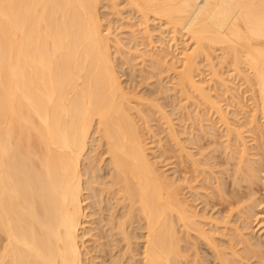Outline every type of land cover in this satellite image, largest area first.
<instances>
[{"label":"bare ground","instance_id":"bare-ground-1","mask_svg":"<svg viewBox=\"0 0 264 264\" xmlns=\"http://www.w3.org/2000/svg\"><path fill=\"white\" fill-rule=\"evenodd\" d=\"M103 3L114 18H124L123 8L128 16L134 15L139 22L136 32L148 42L150 23L170 35L171 42L177 35L187 40L183 48L179 41L173 44L177 53L178 46L182 50L178 62L168 66L174 71V90L188 100L197 98V108L203 105L219 116L226 132L235 134L239 143L237 174L246 168L242 174L254 183L263 173L264 188V0H0V264H88L87 235L101 255L110 250V264L261 262L262 244L252 243L242 232L248 229V215L241 218L243 228L234 224L238 242L220 246L184 198L187 181L183 179L182 186L151 160L144 138L149 129L147 113L154 110L167 121L168 116L157 101L144 103L146 113L142 98L138 103L143 108L132 103L134 97L122 86L115 55L127 51L108 29L113 18L110 24L102 18L107 27L101 19ZM160 55L149 56L152 68L169 64ZM203 61L210 73L207 84L201 80ZM225 68L232 72L227 73L229 79L223 78ZM230 78L239 79L250 93V132L263 164L258 171L242 167L250 162L243 132L230 128L227 113L209 94L214 83L226 93L231 91ZM166 125L172 140L180 141L169 121ZM179 143V152H185ZM220 188L215 190L219 194ZM229 215L223 216L227 222ZM202 218L209 224L212 220ZM213 220L221 227L227 224ZM88 223L95 228L86 230Z\"/></svg>","mask_w":264,"mask_h":264},{"label":"rangeland","instance_id":"rangeland-1","mask_svg":"<svg viewBox=\"0 0 264 264\" xmlns=\"http://www.w3.org/2000/svg\"><path fill=\"white\" fill-rule=\"evenodd\" d=\"M102 5L106 6V4H104V3ZM120 5H124V4L120 2ZM106 7H103L102 9L100 8V12H101L100 15H102L101 19L103 18L106 21L108 20L107 22L109 23V20H111L113 18L112 19L113 21L112 22L110 21V23H112L111 27H109L108 29L111 28L112 31L110 30V32L112 33V35L117 36L116 39L122 40L121 44L125 45V47L123 46L124 48L122 49V51L128 52V50H125V48H128L129 50H131V52L130 51L128 53L126 52V55L125 54L122 56L120 55V57H119V55H115V57H116L115 63H116L117 68H118L117 72H118V75L120 77V81L122 82V86L126 89V91L128 90L127 93L129 92V94H131V96L134 97L135 100L132 99L131 100L132 103L140 104V107H142V108H143V106H141V103H138V102H140L138 100H140L141 98H142L141 100H143L142 104L146 108L148 106V105L145 106L147 104V102H150V103L152 102V104H153V103H156V101H157V103L161 106L160 108L162 110H164L163 112L167 113L168 121H169L171 127L174 128L173 131L176 135L175 137L178 138V139L176 138V140L177 141L180 140V141H178V142H180L179 144L182 143V146L181 145L180 146L184 147V149H185V152L180 153L179 152L180 147L178 146V142H176L175 140H172V138L168 135L169 131H167L168 130L167 128H169V126L166 125V123L168 121L165 119L162 120V118L159 116V114H157L156 112H153L154 110L150 109V111H149L150 113L148 114L146 112V110H148V108L147 109L144 108V111L147 113V120H148L147 125H149L148 126L149 129H146V131H147L146 135L147 136L145 135L144 138L147 137L146 142L149 143L147 147H148V149H149V147L151 149V150L149 149L150 151H148V153L150 152L149 155L151 157V160H153L154 163H156V165H155L156 168H158L161 172H165V174L167 176L173 177L172 179H175L178 182L181 181V183H180L181 185H182L183 179L187 181V184L185 183L186 185L185 184L182 185V186L185 185L184 189H183L184 191L182 190V194H184L183 195L184 198L187 199V201L189 202L188 204H190L189 206L190 207L192 206L191 208L195 211V213L197 212L198 216L201 217L200 220L203 222H201L200 220L199 221L202 224L203 223L205 224V225L203 224L204 225L203 227L206 228V230L210 234H212V236L216 235V236H214L215 240L217 241V243L220 246L222 244L224 246H227L228 245L227 243H229V241H231L232 243L238 242V239H240V238L237 236L238 234L234 229L236 228V226L239 228L242 227L241 225L243 223H241L242 222L241 218L245 217V219H247V215H248V222H245V225L248 224V226L246 225L248 227V229H245L242 232H244V234L247 235L246 238L252 239V241H251L252 243L259 241L263 246V250L261 249L262 253H263L264 252V233L262 232V229H263L262 226H264V223H262V219L264 217V210H263L264 209V188L262 185L263 182L260 180L261 177L263 176V173L261 174L259 172L258 175H256V176H259V181H258V179H257L258 177H257L256 178L257 181H255L254 183H251L252 181L251 182L247 181L248 176L246 175L247 176L246 177L244 174L246 168H242V170L243 169L244 170L243 171L240 170V173L238 175L237 174L238 172L236 171L237 166H238V164H237L238 163V153L237 152H239L240 148H238L239 143H237V140H235L236 135L235 134L229 135L226 132V129L228 127H226V126L224 127V125H222L223 122L220 121L219 116L217 114H215V112L213 110L211 111V109H209V108L206 109V107L203 105H202V107H200V109L197 108L196 105L198 104L197 102L199 101V100L197 101V98L195 99L196 102L193 98L192 99L190 98L188 100V99H186L187 97H184L185 95H183V97H182V94H179L180 93L179 90H177V91L174 90L175 89L174 85L176 82V81L174 82V80H175L174 76L175 75H174L173 70L172 71L169 70L170 68L168 66H171L170 64H172V61L178 62L180 52L182 51V50H180L179 47L181 46V48H183L185 46L184 42H187V40L184 38V40H185L184 41L179 35H177L176 36L177 39L175 41L171 42L170 41V38H171L170 35L168 36L167 34L162 33L161 32L162 30H161V28H159L158 25H156L157 27H155V23H153V24L150 23L151 28L149 27V29L152 32L151 33L152 38L149 36L151 39L148 42L149 38L146 39V38H144L143 34L137 33L138 31L136 32L135 29L137 27L135 24L139 25L138 24L139 22L134 15L132 16V14H131L128 16V14H130V13L127 10H125V11H127L125 13V11H123V9H125V8H123L121 6L120 9L123 8L121 10L122 11L121 13H123L122 16H124L125 19L123 17L122 18H119V17L114 18L115 16H114V13L112 12V9L111 8H110L111 10L108 9L109 6L107 8ZM111 12H112V15H111ZM125 14H127V18H126ZM105 20H103L104 24L106 23ZM108 23H106L107 25L105 24L106 27L108 26ZM133 23H134V25H133ZM126 24H127V26H126ZM130 24L133 25L134 28H133V26L131 27ZM105 25H104V27H105ZM126 27H128L130 30ZM115 29H117V30H115ZM141 29H142V27L140 29H137V30H141ZM130 32L133 35L136 34V35H134L136 37V40H135V37H133V35ZM161 35H162V37H161ZM132 37L134 40L132 39ZM160 37H161V39H160ZM178 37H180L181 40H183V44H182V41L180 40V38H178ZM162 39H165V41ZM176 41L177 42L179 41L178 43L180 46H178V48H177L179 53H177L175 50V48H176L175 46L177 44H175V46H173L174 43H177ZM180 41H181V43H180ZM169 46H171V47H169ZM188 46H190L189 43H188ZM161 47H163V50ZM159 50L160 51L162 50L161 53L164 52L165 54L163 56H161L162 55L161 53L158 54V52H160ZM218 52L216 51V53L220 56V54H219L220 52L219 53ZM216 53H214L215 56L217 55ZM157 54L158 55L161 54L159 57L160 59L162 57L166 56L165 58H167L166 59L167 61L166 60L165 61L169 64L162 66L161 65L163 63L162 62L158 67L156 66L157 69H155V67L152 68V64L150 62L149 56L154 55V57L156 59V58H158ZM140 55H142L143 57H141ZM215 60H214V62H216ZM204 62L205 61L200 63L201 66L203 65V70L205 69L204 72H201V70H200V72L203 73V74H201V73L200 74L202 75V77H204L201 80H204L206 82V79L208 81V78L210 77V75H209L210 73L207 71L208 69L204 68V67H207V64H205ZM166 67H168L167 70H169V71L165 70ZM175 67H178V64H175ZM226 70H228V68L223 69V72H224L223 78L226 77V79H229V75L232 72L230 71L228 73V71H226ZM227 76H228V78H227ZM200 77L201 76L199 75V80H200ZM197 78H198V76H197ZM197 78H195V79L198 81ZM228 81H230L229 83H231V81H232V84L230 86L232 88V89H230L231 91H227L228 93H226L225 89H222V87H221L222 85L220 83H217V84L214 83V85H217V86H214L213 84H211L209 86L210 90H211V91L209 90L210 91L209 94H211L210 96L213 97L214 101H218L219 105L222 108V111H224L223 112L224 115L227 113L226 114L227 116L226 115L225 116L227 117L228 124H229L230 128H232V127H234V129L238 128L239 129V130L237 129L238 132L240 131L241 133L242 132L244 133V134L242 133L240 136H242L241 137L242 139H245L246 147L248 149L250 148L249 149L250 152L247 151V152H249L248 153L249 156L247 157V159L250 160L251 163L250 162L249 163L251 166L249 165V163L246 162V166H242V167L248 168V166H249V168H251V167L255 168V169L257 168L256 170L258 171L262 168L261 166L263 164H262V161L260 160L259 151H257V150L255 151L256 142L254 140H252L253 136H252V132H250V129L252 127V125L249 124L251 121L250 110H252V108H253L252 100H250L251 99L250 93L246 92V88H245L244 83L241 82L239 79H237V81H236V80H233L230 78V80H228ZM233 81H234V84H233ZM206 84H207V82H206ZM206 84H205V86H207ZM232 85H235V87H233ZM236 88H237V91H236ZM234 89H235V91L232 92V90H234ZM132 94H134V95H132ZM216 95H218V97ZM234 95L237 98L236 99L234 98V100H232ZM135 97H137V98H135ZM143 97H144V99L146 98V100H144ZM239 97H240V99H239ZM236 100H238L242 106ZM144 103H146V104H144ZM194 107H196L197 109ZM201 109H202V111H201ZM196 111H198L199 115H197ZM173 112H174V114H173ZM159 118H161V119H159ZM257 122H260V121H258V119H257ZM163 123H165V124L163 125ZM258 126H260V125H258ZM247 131H249V132H247ZM227 135H229L228 137H230V138H228ZM94 139H96L95 136H93L92 141ZM158 140H161L160 141L161 143H159ZM226 141H228V142H226ZM96 142H97V140H96ZM96 142L95 143L93 142L92 145L90 144L91 149H90V147H89V149L91 151L96 146ZM160 145L162 146V148ZM227 145L229 147H227ZM99 153L101 154V151H99ZM151 153H153V154H151ZM100 154H99L98 158L100 157ZM179 154H181V155H179ZM185 154L191 155L192 156L191 159H193L196 162L197 166L196 165L193 166V164L191 162L193 160L190 161V159H188L185 156ZM102 158H103V161L105 160V163H107V161H108L107 157L104 156ZM97 160H100V158ZM254 161H256V162H254ZM241 171L244 173L242 174ZM236 174H237V176H236ZM245 177L247 180L245 179ZM216 181H220V182L218 183ZM235 181L236 182L240 181V183L238 182L239 185L237 183H235ZM247 182H250L252 184V187H249L250 183H247ZM183 183H184V181H183ZM216 183H217V185L219 184L218 188L221 187L220 190L223 191V193H221L222 194L221 198H223V200L220 199L221 194H219L217 192L218 188H217ZM220 184L222 186H220ZM187 187H189V189L190 188L191 189L189 190ZM250 188H251V190H250ZM215 190H217V191H215ZM225 191H226V193H225ZM210 194H212V195H210ZM196 195L198 198L196 197ZM250 197H252L253 199H251ZM224 199L226 201H224ZM222 201L224 203H226V202L232 203L233 202L232 205H234V206L230 207L227 205V203L224 204ZM249 201H251V202H249ZM234 202H236V203H234ZM248 203H249V205H248ZM250 203H251V205H250ZM256 203H257V205H256ZM226 206L230 207L229 208L230 211L228 210V208H226ZM249 207L250 208L252 207V208L250 209ZM224 208H226L227 212L229 211V213H225ZM231 210L233 211V213L231 212ZM237 211L240 212V215ZM230 212L232 214H230ZM245 212H246V214H244ZM248 212H250V213H248ZM200 213H201V215H200ZM225 214H226V216H227V214L232 215L231 217L229 215L230 219L228 220V222H231V221L232 222L228 226H227V224H228L227 220L224 219L226 217ZM203 216H206L207 218L210 217L209 218L210 220L212 218V220L215 219V220L221 221V222H224L223 220H226L225 222H227V224L225 225L224 224L225 222H224L223 223L224 225L221 227V224H219V223H217L218 225L214 224L216 222L215 220H213L215 222H212V220H211V222L209 224V221H207L208 219L204 220V218H202ZM223 216H224V218H223ZM221 217H222V219L219 220V218H221ZM213 225H217V226L213 227ZM85 226H86L85 227L86 230L95 228L94 227L95 225L91 226L89 223L85 224ZM243 226H244V224H243ZM263 231H264V229H263ZM94 232L95 231L91 232L90 235H94ZM226 232H227V234H226ZM96 234H97V231H96L95 235ZM87 236L84 239V242L86 244V248L88 249V250H86V255H85V257H86L85 260L88 259L86 262H88V264H102V263L103 264L104 263L110 264V260H111V258H110L111 254L109 253L110 250L106 249L105 252L106 251L107 252L106 253L104 252V254L101 255L98 251H96V250H98L97 245L93 243L92 239L90 240L89 235H87ZM228 236H230V237H228ZM232 236H236V237H232ZM230 238H231V240H230ZM104 242L105 241H103V242L99 241V243H104ZM136 242L138 243V240L135 241L134 243H136ZM139 243H140V241H139ZM93 247H94V249H93ZM200 247L202 248V250L204 249V251L207 250L204 247V245H202ZM237 247L242 248V245L237 246ZM237 247H236V249H238ZM261 250H259V252ZM105 254H106V256H105ZM107 254H109V255L107 256ZM262 256L264 258V255L260 254V257H262ZM101 257H102V259H101ZM104 258H106V259H104ZM103 259H104V262L102 261ZM89 260H91V261H89ZM258 260H260V259L250 260L249 264H254L256 262L258 264L259 263L262 264L261 262H264V259L261 262Z\"/></svg>","mask_w":264,"mask_h":264}]
</instances>
